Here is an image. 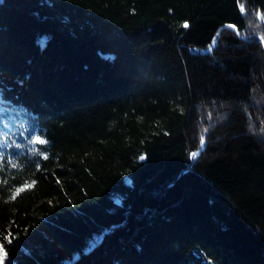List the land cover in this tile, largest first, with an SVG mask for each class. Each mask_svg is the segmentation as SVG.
I'll return each instance as SVG.
<instances>
[{
    "label": "trees",
    "instance_id": "1",
    "mask_svg": "<svg viewBox=\"0 0 264 264\" xmlns=\"http://www.w3.org/2000/svg\"><path fill=\"white\" fill-rule=\"evenodd\" d=\"M0 242L264 264V0H0Z\"/></svg>",
    "mask_w": 264,
    "mask_h": 264
},
{
    "label": "snow or ice",
    "instance_id": "2",
    "mask_svg": "<svg viewBox=\"0 0 264 264\" xmlns=\"http://www.w3.org/2000/svg\"><path fill=\"white\" fill-rule=\"evenodd\" d=\"M243 11V8L241 9ZM184 27L187 28L188 25L187 23L184 24ZM228 28H233V25H228ZM43 141H41L42 143ZM201 143L203 144V138H201ZM144 157H141V159H143ZM9 243H11V240L8 241ZM6 258V252H5V248L2 242H0V264H3L4 259Z\"/></svg>",
    "mask_w": 264,
    "mask_h": 264
},
{
    "label": "water",
    "instance_id": "3",
    "mask_svg": "<svg viewBox=\"0 0 264 264\" xmlns=\"http://www.w3.org/2000/svg\"><path fill=\"white\" fill-rule=\"evenodd\" d=\"M213 44V43H212ZM211 44V45H212ZM209 49H210V47H208V48H206V49H197V48H193L192 47V50L194 51V52H197V53H203V52H206V51H209ZM200 149L202 148V146H200L199 147ZM112 228V226H110L109 228H108V230H110Z\"/></svg>",
    "mask_w": 264,
    "mask_h": 264
},
{
    "label": "rangeland",
    "instance_id": "4",
    "mask_svg": "<svg viewBox=\"0 0 264 264\" xmlns=\"http://www.w3.org/2000/svg\"><path fill=\"white\" fill-rule=\"evenodd\" d=\"M99 239H100V238H99L98 236L94 237V238L91 240L90 244L93 245V244L96 243ZM4 264H5V263H4ZM6 264H7V263H6Z\"/></svg>",
    "mask_w": 264,
    "mask_h": 264
}]
</instances>
